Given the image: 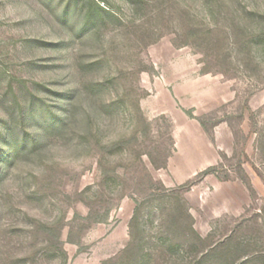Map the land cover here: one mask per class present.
I'll return each mask as SVG.
<instances>
[{"label": "rangeland", "instance_id": "obj_1", "mask_svg": "<svg viewBox=\"0 0 264 264\" xmlns=\"http://www.w3.org/2000/svg\"><path fill=\"white\" fill-rule=\"evenodd\" d=\"M0 264H264V0H0Z\"/></svg>", "mask_w": 264, "mask_h": 264}]
</instances>
